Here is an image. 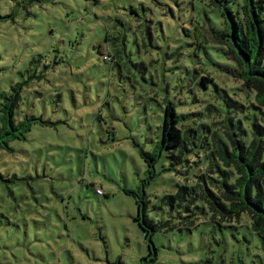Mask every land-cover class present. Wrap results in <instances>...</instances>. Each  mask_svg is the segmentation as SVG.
<instances>
[{"label": "rangeland", "instance_id": "1", "mask_svg": "<svg viewBox=\"0 0 264 264\" xmlns=\"http://www.w3.org/2000/svg\"><path fill=\"white\" fill-rule=\"evenodd\" d=\"M247 2L230 5L241 17ZM199 24L228 27L200 0H0V117L18 86L17 123L42 120L0 148V264H264L263 241L247 226L203 220L188 229L175 219L151 244L135 222L132 193L146 195L152 221L168 220L165 197L204 163L181 165L163 144L168 102L198 137L216 114L229 115L233 55L211 47V59L197 56ZM101 44L114 61H104ZM202 67L220 89L212 88L221 96L213 114L196 84ZM142 151L156 156L154 169Z\"/></svg>", "mask_w": 264, "mask_h": 264}, {"label": "trees", "instance_id": "2", "mask_svg": "<svg viewBox=\"0 0 264 264\" xmlns=\"http://www.w3.org/2000/svg\"><path fill=\"white\" fill-rule=\"evenodd\" d=\"M220 11L227 20L225 29H208L201 24L196 28L198 39L196 55L201 50L209 59V50H223L233 55L229 56L232 78L237 84L225 90L226 107L229 110L227 118L216 114L211 123L213 130L202 137L196 136L195 130L179 126L180 116L172 102L166 107V118L163 124V144L168 149L179 151V156H173L175 162L192 168L193 164L202 165L196 179L187 180L186 185L179 187L174 195H167L165 203L170 207L169 219L152 221L148 214L149 201L146 195L132 193L139 207V215L135 218L145 233V238L152 244V237L159 231H168L176 227L193 229L201 221L213 222L221 230L228 227L247 226L263 241L264 246V6L263 0H249L243 7L244 13L235 12L231 8V0H200ZM183 30L186 31L184 28ZM210 31V37H205L204 31ZM212 44V46H211ZM110 49L108 45H99V51L104 56ZM235 71V72H233ZM196 84L209 97L208 111L212 114L221 107L220 95H215L214 89L220 91L217 80L205 67L198 69ZM214 88V89H212ZM13 93L5 96L6 104L1 109L0 117V148L11 150L12 140H24L32 127L41 119L26 118L17 123L16 112L21 102V87H14ZM229 91H234L229 93ZM199 139V142H198ZM197 141V142H196ZM198 143L207 145L204 155L198 152V159H185V155L197 147ZM148 166L154 169L157 158L154 154L142 151ZM206 163V164H205ZM173 219V220H172ZM150 256L157 255L153 249Z\"/></svg>", "mask_w": 264, "mask_h": 264}, {"label": "built area", "instance_id": "3", "mask_svg": "<svg viewBox=\"0 0 264 264\" xmlns=\"http://www.w3.org/2000/svg\"><path fill=\"white\" fill-rule=\"evenodd\" d=\"M105 60L110 61L111 60V56H110V49H107V52L105 53L104 56ZM98 193H100V191L98 190Z\"/></svg>", "mask_w": 264, "mask_h": 264}]
</instances>
